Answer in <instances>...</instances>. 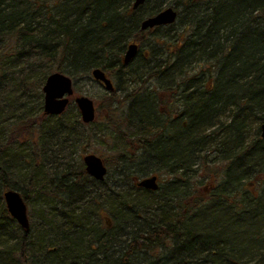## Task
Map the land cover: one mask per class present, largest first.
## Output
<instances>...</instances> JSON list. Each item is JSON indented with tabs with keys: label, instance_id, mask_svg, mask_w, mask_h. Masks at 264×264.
I'll return each mask as SVG.
<instances>
[{
	"label": "trees",
	"instance_id": "1",
	"mask_svg": "<svg viewBox=\"0 0 264 264\" xmlns=\"http://www.w3.org/2000/svg\"><path fill=\"white\" fill-rule=\"evenodd\" d=\"M132 3L0 0V264H264V226L245 229L251 247L229 234L264 213V0H204L186 38L140 60L145 73L135 60L114 64L131 37L147 39L143 18L181 0L145 13ZM66 62L75 79L101 67L135 81L105 99L122 141L115 188L109 171L98 181L83 165L90 124L79 110L43 112L44 83ZM154 173L169 175L158 190L137 185ZM7 189L31 207L28 230L9 214Z\"/></svg>",
	"mask_w": 264,
	"mask_h": 264
},
{
	"label": "rangeland",
	"instance_id": "2",
	"mask_svg": "<svg viewBox=\"0 0 264 264\" xmlns=\"http://www.w3.org/2000/svg\"><path fill=\"white\" fill-rule=\"evenodd\" d=\"M162 0H147V2L142 6V8H139L138 10L135 11V13H141V12H146V10L153 8L156 3L158 2V4L161 2ZM171 1V3L176 2L178 4V1L180 0H168ZM204 3V0H196V6H194V8L192 9V6L189 5V0H181V3L178 4L177 9L179 12V17L178 20L176 22V24L174 26H172L171 28H161V29H156V31H152L149 35H148V39L145 41L146 45L144 44L143 51H146L147 48H150L151 50V54L150 55H154V52L157 50L158 51V55H157V59H159L160 57L163 58L164 57V49H166L165 47H170L173 43H180V40H182V38H186L189 33H190V28H187L188 25V21L190 20L191 16H190V12H192V10H194V13L196 11H198L197 9H203L204 6L202 5ZM147 17V16H146ZM145 17V18H146ZM144 19V18H143ZM148 34V33H146ZM147 44L149 46H147ZM155 47H157V49H155ZM141 64L139 67H141L139 69L138 73H145V67L144 65H142V62L140 61V59H137L135 61V65H139ZM64 68H63V72L68 74L69 76H71L72 78L73 75L72 70L73 68L69 66V64L66 62L64 63ZM135 74L134 77H139L140 74ZM141 76V75H140ZM127 79V78H125ZM75 96L71 97V101H70V105L66 110V114L67 116H71L74 112H76L78 109V107H75V101L74 98L76 96L79 95H85L88 96L90 98H92L95 102V105L97 107V113H96V120L94 123L84 127L88 133V143L86 144H81V146L79 148L83 149L84 152L86 153H96L98 155H101L106 162H108V171H109V176H108V183H107V187L106 188H115L117 182L115 180V178L118 176H114L116 170V163L114 162V158L115 156L120 152L122 154L121 151H119L117 148L122 144V141L116 137H113L114 135V131L111 128L110 125L107 124L106 120H105V116L108 114L109 115V111H108V104L106 103L105 99L106 97H108L109 93L106 88L101 85L100 83H98L92 76L91 72L88 75H82V76H78V79H75ZM134 80H128L125 81V84H120L119 81H116L117 85L120 86H128V89H132V85L130 82H132L133 84H135L133 82ZM155 83H158V79H155L150 82L147 83L145 86L153 89L156 86L154 85ZM116 85V86H117ZM125 86V87H126ZM122 104H120L119 106H121ZM80 112V111H79ZM121 112L118 111V116H120ZM227 116L221 117L220 119L227 121V118H225ZM81 127H83L81 125ZM253 127H255V124H253ZM249 139L251 140V137H253V134H249ZM84 147V148H82ZM85 154V153H84ZM82 154L77 153L74 159V162H72V165H74L75 163L80 162ZM209 156H214V154H209ZM72 159V160H73ZM84 165V163H83ZM139 163H134L132 165L129 166V169H135L136 167L138 168ZM85 166V165H84ZM161 182H166L168 181L167 179H169V175L167 173L165 174H161ZM105 189V188H103ZM109 192H112V190H110ZM31 199H35L33 194L30 196ZM34 202V201H32ZM172 204V203H170ZM31 207L28 206V213L30 216V212H31ZM37 212V210L35 211ZM103 215L109 216L110 214L109 212L105 209L103 211ZM34 217H36L37 219V215L34 213ZM31 218V217H30ZM107 218V217H106ZM35 220V219H34ZM248 220H250V217L248 218ZM36 225L37 227H39L40 224V220H36ZM102 226L105 228H107L109 226L108 223H105V220L103 219V224ZM252 227L254 229H262L264 226V213L256 220V221H252V222H237L236 223V232H232L229 229V234L231 235L230 237L232 238L233 242L236 243L238 246H242V247H251L252 244L248 245L246 242L249 241L250 243L252 242V238L250 237L252 234L249 232H246L245 229L248 227ZM247 235V237H244L245 232ZM244 232V233H243ZM243 233V236H241ZM251 234V235H250ZM251 238V239H250ZM264 239H262L259 244L263 243ZM254 243V242H252Z\"/></svg>",
	"mask_w": 264,
	"mask_h": 264
},
{
	"label": "water",
	"instance_id": "3",
	"mask_svg": "<svg viewBox=\"0 0 264 264\" xmlns=\"http://www.w3.org/2000/svg\"><path fill=\"white\" fill-rule=\"evenodd\" d=\"M146 0H134L133 8L137 9L144 4ZM178 12L169 6L157 14L147 17L142 21L141 28L143 30L153 28L159 25L171 24L176 22ZM138 53V45L132 43L128 45L124 55V63H129ZM93 78L104 83L107 91L115 89L112 80L106 75L100 67L92 70ZM44 92V113L46 115H61L67 108L70 97L74 94V80L71 76L56 71L51 73L43 86ZM75 102L81 112L83 122L91 123L96 118L97 109L93 99L88 96L81 95L75 98ZM261 136L264 138V122L261 125ZM87 173L96 180L104 181L108 167L104 159L95 154L88 153L83 157ZM138 186L149 189L158 190L159 181L157 175H150L142 178L137 182ZM4 200L9 214L20 224L22 228L28 230L30 228V217L28 214V205L23 195L15 189H7L4 191Z\"/></svg>",
	"mask_w": 264,
	"mask_h": 264
},
{
	"label": "flooded vegetation",
	"instance_id": "4",
	"mask_svg": "<svg viewBox=\"0 0 264 264\" xmlns=\"http://www.w3.org/2000/svg\"><path fill=\"white\" fill-rule=\"evenodd\" d=\"M176 9H177V7L176 6H174ZM131 10L130 11H136V10H138V9H134L133 7L132 8H130ZM178 10V9H177ZM175 25V23H173V24H165V25H159V26H155V27H153V28H150V29H146V30H142L143 31V34L142 35H144V37H148V35L152 32V31H156V29L158 30V29H161V28H171L172 26H174ZM141 26V25H140ZM140 29H141V27H140ZM146 33H148V34H146ZM141 38V35L140 36H138V37H131L130 38V40H128L129 42H135L137 45H138V54L134 57V59L133 60H137V59H140V60H145V61H147V62H149L150 60H152V58H151V50H150V48H147V50L146 51H143V46H144V44L146 45V43H145V41L148 39H146L144 42H143V40H139ZM147 46H149L148 44H147ZM122 59V57L120 58V60L118 59L117 60V63L116 64H114V66L115 67H117V66H119V64H123V65H126L127 67H129V65L132 63L131 61H133V60H131L129 63H127V64H124L123 63V59ZM162 59V58H161ZM131 68V67H130ZM105 71V73H106V75L113 81V83H114V85L116 86L117 84H116V79H117V77H116V75L114 74V75H112L111 74V72H109V71H106V70H104ZM97 81V80H96ZM98 83H100L101 85H103V82L102 81H97ZM104 86V85H103ZM117 87H119L118 85L116 86V88ZM73 96H75V93H74V95ZM77 97V96H76ZM71 99V98H70ZM126 105H128V103L126 104ZM122 107H124V105L122 106Z\"/></svg>",
	"mask_w": 264,
	"mask_h": 264
}]
</instances>
